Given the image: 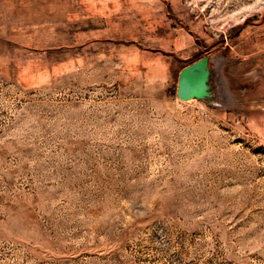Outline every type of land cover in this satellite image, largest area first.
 <instances>
[{
  "label": "rangeland",
  "instance_id": "obj_1",
  "mask_svg": "<svg viewBox=\"0 0 264 264\" xmlns=\"http://www.w3.org/2000/svg\"><path fill=\"white\" fill-rule=\"evenodd\" d=\"M0 264H264V0H0Z\"/></svg>",
  "mask_w": 264,
  "mask_h": 264
},
{
  "label": "water",
  "instance_id": "obj_2",
  "mask_svg": "<svg viewBox=\"0 0 264 264\" xmlns=\"http://www.w3.org/2000/svg\"><path fill=\"white\" fill-rule=\"evenodd\" d=\"M210 57H205L185 67L179 78L178 98L183 101L193 99L213 101L214 88Z\"/></svg>",
  "mask_w": 264,
  "mask_h": 264
}]
</instances>
